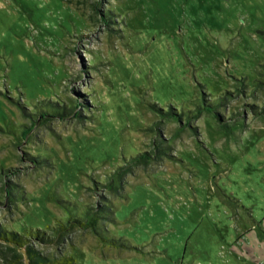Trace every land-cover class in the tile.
Segmentation results:
<instances>
[{
	"label": "rangeland",
	"instance_id": "1",
	"mask_svg": "<svg viewBox=\"0 0 264 264\" xmlns=\"http://www.w3.org/2000/svg\"><path fill=\"white\" fill-rule=\"evenodd\" d=\"M97 209L36 250L264 264V0H0V226Z\"/></svg>",
	"mask_w": 264,
	"mask_h": 264
},
{
	"label": "trees",
	"instance_id": "2",
	"mask_svg": "<svg viewBox=\"0 0 264 264\" xmlns=\"http://www.w3.org/2000/svg\"><path fill=\"white\" fill-rule=\"evenodd\" d=\"M140 156L143 158L148 157L150 154L148 152H140ZM37 156V155H36ZM35 156V157H36ZM44 159V160H43ZM42 161H46L43 158ZM7 196L10 198L13 196L12 188H6ZM8 198V199H9ZM107 205H102V208L105 210ZM100 208V209H102ZM100 209H97L96 212H93V217L90 220H86L83 216L76 215L69 218L67 223H61L57 226H54L55 230L53 234H47L43 231L42 227L37 228V230H24L29 234V236L23 234V232H19L16 229L7 230L6 228H2L0 226V244L7 245L9 247H13L15 250L19 251L23 254L25 261H20L18 259H10L6 262L0 264H78V262L74 259L73 256L63 255L61 257L55 258H46L42 257L38 250H36L35 246L32 243V238H37L48 245H57L60 244L63 239L67 236L68 230L70 227L75 225H79L80 227H89L92 226L94 228L97 227V221L100 217ZM92 213H87V217ZM114 244L125 245L121 238H112L110 239Z\"/></svg>",
	"mask_w": 264,
	"mask_h": 264
}]
</instances>
